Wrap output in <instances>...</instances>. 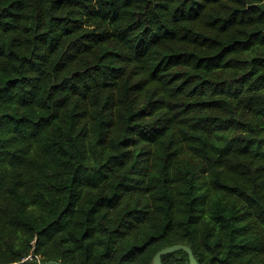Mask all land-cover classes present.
<instances>
[{
  "label": "trees",
  "instance_id": "trees-1",
  "mask_svg": "<svg viewBox=\"0 0 264 264\" xmlns=\"http://www.w3.org/2000/svg\"><path fill=\"white\" fill-rule=\"evenodd\" d=\"M260 3L0 0V264H264Z\"/></svg>",
  "mask_w": 264,
  "mask_h": 264
},
{
  "label": "water",
  "instance_id": "water-1",
  "mask_svg": "<svg viewBox=\"0 0 264 264\" xmlns=\"http://www.w3.org/2000/svg\"><path fill=\"white\" fill-rule=\"evenodd\" d=\"M256 9H258L261 13L264 14V0H261L260 4H257L254 6ZM175 252H184L187 255L188 263L189 264H198L197 261L194 258V255L190 248L183 245H174L167 248H164L160 251H158L155 256L152 259V264H162L161 258L165 255L172 254ZM45 264H57L55 262H49Z\"/></svg>",
  "mask_w": 264,
  "mask_h": 264
}]
</instances>
